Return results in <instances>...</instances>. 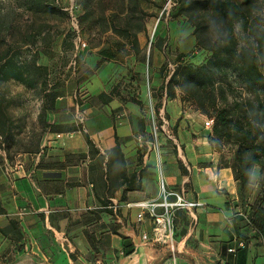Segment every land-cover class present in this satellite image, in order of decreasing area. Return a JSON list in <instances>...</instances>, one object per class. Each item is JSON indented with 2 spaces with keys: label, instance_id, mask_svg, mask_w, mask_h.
<instances>
[{
  "label": "crops",
  "instance_id": "1",
  "mask_svg": "<svg viewBox=\"0 0 264 264\" xmlns=\"http://www.w3.org/2000/svg\"><path fill=\"white\" fill-rule=\"evenodd\" d=\"M66 102L59 97L56 109L61 111ZM103 108L93 116V124V117L84 123L98 151L88 147L79 130L29 138L27 150L18 147L15 135L10 147L0 145V207L5 211L0 214V229L7 230L11 221L17 224V229L0 232V264H264V244L256 240L247 241L235 253L228 251L237 249L239 242L233 222L237 183L230 167L218 165L206 137L194 128L185 129V120L174 130L179 116L169 110L174 144L162 147L159 158L152 153L144 164L129 163L136 155L128 144L137 132L140 109L116 100ZM63 113L52 120L48 115L47 122L58 126L76 122ZM20 119L13 116L17 122ZM115 136L120 142L129 141L120 149L126 175L138 174L139 190L128 191V184L122 183L118 153L114 165L107 162V154L116 146ZM176 138L182 146L177 153ZM33 145L40 152L31 153ZM178 154L190 163L187 175L178 167ZM159 163L168 186L183 189L189 200L200 204L177 212L174 234L179 250L173 255L150 241L152 222L147 216L138 221L140 210L132 205L158 197ZM122 236L134 245L129 256L123 255Z\"/></svg>",
  "mask_w": 264,
  "mask_h": 264
},
{
  "label": "rangeland",
  "instance_id": "2",
  "mask_svg": "<svg viewBox=\"0 0 264 264\" xmlns=\"http://www.w3.org/2000/svg\"><path fill=\"white\" fill-rule=\"evenodd\" d=\"M82 1L84 0H58L60 10L53 15L45 8L37 14H30L25 10V0H0V67L11 59L19 70L26 61L30 64L35 59L37 64L47 69L48 88L58 89L59 96L67 101L61 111L55 106L49 110L46 121L48 115L52 120L51 118H57L56 114L64 112L67 120L76 119L72 124L59 126L63 128L62 131L67 132L78 129V124L85 123L101 110L105 111L104 105L114 100L124 106L130 104L139 109L133 100H141L143 108L140 109L138 129L128 144L133 148H126L131 152L136 150V155L128 159L129 163L139 162L140 158L144 164V160L156 153L154 145L161 149L166 144H174V130L166 117L169 110L176 114V118L179 116L176 121L178 124L185 120V129L194 128L199 136L205 137L211 131L205 125L208 117L202 115L193 104L182 102L179 90L175 99H162L160 117L154 110L159 93L153 92V89L156 90L161 84L160 69L164 63L174 67L179 53H184V59L196 65L205 62L210 56L195 41V31L188 20L189 13L183 7L174 6V0H85V4ZM253 5L255 8L251 12V21L253 29L258 30L264 28V0H256ZM200 14L203 17L202 11ZM205 17L208 23L214 24L217 21L213 20L212 14L208 13ZM9 24H13L17 30L7 31ZM39 26L49 30L52 38L50 44L45 45L42 38L46 35H41L37 45L21 47L18 32L22 31L27 36L29 30L35 33ZM216 31V27L210 28V37L218 36ZM43 32L46 34V31ZM125 32L137 40V52L131 50ZM235 35L239 45L246 46V35L238 22ZM131 69L139 74L136 80L131 78ZM21 70L24 71L23 68ZM43 77L40 75L34 80L32 75L27 76L24 73L22 78L26 79V83L0 80V117L3 113L7 119L4 124L7 127L2 126L1 133L6 128L15 135L14 142L18 143L21 150L28 149L29 138L35 137L37 140L51 131L39 119L43 104L37 98L41 97L40 82ZM113 88L116 91H112ZM101 93H105L107 98L109 95L113 97L110 100L108 98L109 102L104 104L98 97ZM119 110L120 108L112 110V116ZM18 115L21 119L17 122L13 120V116ZM78 118L81 119L79 123ZM94 120L93 117L90 124ZM141 120L145 127L143 132L140 130ZM101 121L104 122L105 118L101 117ZM129 141L122 140L120 144L125 145ZM179 143L176 138L177 150L182 149ZM35 149L34 147L31 153L40 152V149ZM212 152L217 155L219 166H226L233 158L232 152L226 147L220 150L218 146H214ZM107 155L110 165L118 161V154L113 150ZM116 184L119 185V180ZM259 191L257 168L252 186L246 191L245 197L240 199L237 196V201H234L237 211H242L243 203L252 206ZM242 228L245 236H254L255 233L247 221H243ZM174 241L175 251H178L177 232ZM164 247L173 255L169 248L165 245ZM169 264L174 262L170 261Z\"/></svg>",
  "mask_w": 264,
  "mask_h": 264
},
{
  "label": "trees",
  "instance_id": "3",
  "mask_svg": "<svg viewBox=\"0 0 264 264\" xmlns=\"http://www.w3.org/2000/svg\"><path fill=\"white\" fill-rule=\"evenodd\" d=\"M255 1L174 0V6L183 7L187 14L189 13L188 20L194 28L195 41L206 49L210 56L205 62L196 65L185 60L184 53H179L174 67L168 63L161 66V84L156 90L153 89V92L159 93L154 105L157 116H161L162 99H175L177 90H179L182 102L187 101L193 104L202 115L213 119L211 131L205 137L212 147L218 146L220 150L226 147L232 152L233 158L226 167H230L233 171L234 180L237 183V196L240 199L245 197L246 191L252 186L254 173L258 168L259 195L252 206L243 203L242 211H237L233 216L234 227L239 239L237 249L232 248L234 253L244 248L247 241L256 240L259 245L264 244V28L253 29L251 12L255 8L253 5ZM82 3L85 4V0ZM58 5V0H25L24 2L25 10L30 14H37L45 8L49 14L54 15L60 10ZM201 11L204 13L203 17L200 14ZM208 13L214 16L213 20H217L214 24L206 20L205 15ZM237 22L246 35V46H240L235 35ZM9 26L7 31L17 30L13 24ZM214 27L217 28V33H226V35L221 34L215 38L211 35L210 37L209 30ZM35 31L34 33L29 30L27 36H24L22 31L18 32L21 47L37 45L41 35H46L42 38L45 45L50 44L52 38L49 36V30H44V26H39ZM43 31H46V34ZM125 33L131 50L137 52L139 49L137 40L129 36L128 32ZM160 51L163 49L160 48ZM104 55L108 57L107 54ZM15 67L11 59L3 64L0 67V80H12L19 84V82L26 83V79L22 78L24 73L27 76L32 75L34 80L40 75L44 76L40 82L41 97L38 98L43 104L39 119L45 127L51 129L50 132H62V127L49 123L45 119L46 113L54 108L56 100L60 97L57 93L58 89L52 90L47 86L46 67L37 64L35 59L30 64L26 61L22 67L24 71L21 70L22 68L17 70ZM130 72L132 80H136L139 74L133 72L132 69ZM112 91H116V88ZM98 97L104 104H107L113 95L108 96L109 100L105 93L99 94ZM133 102L140 109L143 108L141 100L134 99ZM1 114L0 145L5 144L10 147L13 144V135L6 128L3 130L4 133H1L2 126L7 122L4 114ZM166 117L169 116L166 115ZM78 125L79 128L73 130H79L88 147L98 151L85 124L81 122ZM177 127L178 122L174 130H177ZM140 130L141 132L145 130L143 120H141ZM115 138L116 146L113 151L121 158L122 183L128 184V191L139 190L141 183L137 180L138 174L126 175L119 137L115 136ZM141 160L139 158V163L142 162ZM177 164L182 175L189 174L190 163L184 156L178 154ZM4 213V209L0 207V214ZM243 221H247L251 226L255 233L253 237L245 236L242 228ZM16 226V222L11 221L10 227L7 230L0 229V232L5 234L13 228L17 229ZM122 238L124 240L123 255L129 256L135 251L134 245L129 238L124 236Z\"/></svg>",
  "mask_w": 264,
  "mask_h": 264
},
{
  "label": "built area",
  "instance_id": "4",
  "mask_svg": "<svg viewBox=\"0 0 264 264\" xmlns=\"http://www.w3.org/2000/svg\"><path fill=\"white\" fill-rule=\"evenodd\" d=\"M85 47V44H83ZM81 119L78 120V122ZM206 128L211 129L213 125V119H207L205 122ZM62 134H58L57 138H61ZM154 150L160 157L159 146L154 145ZM19 170H22V164H17ZM131 205V204H129ZM137 207L140 212L138 214V221H143L147 216L152 222L151 230V242L158 246L169 248L170 251L175 254V219L177 212L180 210H190L199 206L200 204L196 201L189 200L183 189L181 188H170L166 183L162 166L159 163V195L156 199L145 200L132 204ZM144 240L148 239V235L142 236ZM242 246V244H240ZM230 253H234V249L228 250Z\"/></svg>",
  "mask_w": 264,
  "mask_h": 264
},
{
  "label": "clouds",
  "instance_id": "5",
  "mask_svg": "<svg viewBox=\"0 0 264 264\" xmlns=\"http://www.w3.org/2000/svg\"><path fill=\"white\" fill-rule=\"evenodd\" d=\"M221 34H225L226 35V33H218L217 35H221ZM215 38V37H214Z\"/></svg>",
  "mask_w": 264,
  "mask_h": 264
},
{
  "label": "bare ground",
  "instance_id": "6",
  "mask_svg": "<svg viewBox=\"0 0 264 264\" xmlns=\"http://www.w3.org/2000/svg\"><path fill=\"white\" fill-rule=\"evenodd\" d=\"M134 206V205H133Z\"/></svg>",
  "mask_w": 264,
  "mask_h": 264
},
{
  "label": "water",
  "instance_id": "7",
  "mask_svg": "<svg viewBox=\"0 0 264 264\" xmlns=\"http://www.w3.org/2000/svg\"><path fill=\"white\" fill-rule=\"evenodd\" d=\"M170 255V254H169Z\"/></svg>",
  "mask_w": 264,
  "mask_h": 264
}]
</instances>
